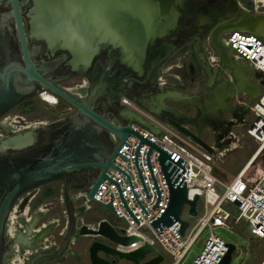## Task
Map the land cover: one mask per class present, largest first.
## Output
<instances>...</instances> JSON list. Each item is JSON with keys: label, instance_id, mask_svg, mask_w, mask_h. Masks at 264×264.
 I'll list each match as a JSON object with an SVG mask.
<instances>
[{"label": "flooded vegetation", "instance_id": "af4514ba", "mask_svg": "<svg viewBox=\"0 0 264 264\" xmlns=\"http://www.w3.org/2000/svg\"><path fill=\"white\" fill-rule=\"evenodd\" d=\"M19 1L31 59L39 63H49L48 69L43 72V76L48 80L59 82L83 94L88 91L90 79L99 66L105 69L108 65L104 74L105 80L112 84L118 82L123 75L126 77L123 94L119 101H116L115 96L110 94L96 103V109L104 112L115 122H127L131 119L128 112L144 116L145 125L135 121L143 127L157 126V121L164 123L168 116L176 117L178 120L185 118L189 120V126L193 130H198L207 142L217 148L223 142L220 140L223 135L230 130L233 124L237 123L234 117L236 119L244 117L252 98L262 88L261 78H256L255 71L241 60L234 58L233 63H222L219 51L208 35L211 27L219 18L239 15L245 11V7L238 0H173L170 11L177 13L176 21L169 26L165 35L155 37L152 43L144 37V22L134 19L136 16H132V12L117 11L111 6L97 8L95 5L92 10L90 8L93 16L103 19L104 24L98 26L106 33L115 37L116 34L112 28L115 26L118 34H123L125 42L133 45L139 44V46L143 44L146 53L163 42H173L177 50L169 58L176 53L180 58L179 62L175 61L170 64L185 71L175 77L182 84L195 83L197 89L192 91L178 89L174 91L172 90L176 88L174 86L166 88L170 81L162 74L161 65L156 64L150 67L145 56L135 71L128 72L130 68L121 64L118 58V48L110 45L98 49L90 64L84 65L82 62L76 64L72 49L59 47L60 45L54 39L57 32L67 31L61 29L62 26H57L52 31V28L42 25L41 2L38 0ZM257 1L261 3L264 0ZM10 8L8 0H0V81L4 78V69H7L11 61L16 62L18 67L25 65L15 21L8 14ZM73 9L76 10L77 6H69V12L73 13ZM141 10L145 9L142 8L139 11ZM51 11L59 13L57 7ZM103 12L111 19H107ZM123 14L127 15L123 16ZM118 17L123 19V24L117 21ZM114 22L118 23V26ZM120 24H122V30H120ZM49 32L55 33L52 36ZM225 35L226 30L221 33L220 41L229 50L225 44ZM68 36V38L72 37ZM198 38L201 40L200 52L196 50ZM229 52L233 56L230 50ZM118 67L121 68V72L117 71ZM207 67L214 75L211 82ZM247 75L249 81L245 78ZM23 79L21 77L18 83L20 86L30 87V92L25 94L19 102L0 112V145L6 138L18 135L29 128H35L37 131L33 144L41 143L46 139L49 131L67 121L74 111V109L66 111L65 102L59 101L58 110L62 112L61 115L55 114L52 118L45 120H31V115L28 113L33 111L31 109L33 107L29 100L33 96L38 98V92L41 90L53 92L37 80L23 83ZM180 91H182V97L175 94ZM215 91L217 94L214 93ZM49 92H46L44 96L47 100H55L54 94H49ZM242 93L246 97L249 96L247 101H244L243 97L238 98V95ZM234 96H237V103L231 105L229 99ZM167 100L171 102L169 105L166 103ZM181 105L184 108L193 106L194 110L193 112L184 111ZM15 108L18 109L13 112ZM224 110H230L232 116L225 118L222 115ZM149 112H153L157 118L150 117ZM206 128L210 129L209 135L214 134L215 142L211 139L208 141L204 136ZM12 150L6 149L4 152ZM4 152L0 149V154ZM97 175V169L88 168L74 175L63 176L58 180L30 187L21 192L8 208L3 220L0 264H136L132 259L121 256L117 251L119 249L116 243L102 234L80 233L81 230H85L82 228L83 225L96 229L97 227L91 224L99 223L104 217L112 225L114 222L107 216H99L95 219L89 217V215H94L92 213L94 205L104 207L89 199L87 195ZM5 189V186L0 184V198ZM94 243H96L95 248L92 249ZM103 245L112 250H105ZM150 257L152 255L145 259ZM165 259L170 263L169 256L163 254L162 261Z\"/></svg>", "mask_w": 264, "mask_h": 264}, {"label": "water", "instance_id": "95a60500", "mask_svg": "<svg viewBox=\"0 0 264 264\" xmlns=\"http://www.w3.org/2000/svg\"><path fill=\"white\" fill-rule=\"evenodd\" d=\"M41 2L40 20H45V27L55 30L57 26L66 23L74 30L71 38L67 33L57 32L55 41L59 47H70L74 52V60L77 64L82 62L88 65L92 57L97 53L98 49L107 46L117 47L119 50V60L121 64L129 67L131 71H135L140 65L142 59L150 67L156 64H164L168 58L176 52V45L169 41L163 42L160 46L150 49L147 53L145 46L142 44L138 48L133 44L125 42L123 34H118L116 27H112L116 36L105 34V31L98 27L87 13L90 8L96 5L97 8L111 6L112 9L124 10L132 12V16L144 22L143 34L146 40L153 42L155 37L163 36L171 24L176 21V12L170 11L173 0H38ZM11 5L8 14L13 17L15 26L21 42L24 66L18 67L17 63L11 61L7 69H4V78L0 81V112L8 108L14 103L19 102L25 94L30 92V87L20 86L19 81L23 77V83H29L37 80L47 86L51 91L65 102L70 103L74 107V111L70 114L67 121L48 132V136L41 143L35 142L37 131L35 128H29L6 138L1 142L0 149H13L9 152L0 154V184L5 186V191L0 198V238L3 220L5 214L15 200V198L24 190L58 180L61 177L74 175L84 169L95 168L98 175L89 188L88 198L104 206L108 211L114 213L111 202L102 203L94 197V193L99 183L106 177V169L113 164L115 155L118 153L122 143L126 141L130 134L136 135L140 143H148L147 160L153 148L159 150L158 156L161 167L164 171L166 180L169 184V201L164 213L153 220L154 227H162L173 222V218H179L184 203H189V213L193 216L197 215L196 204L199 195L194 194L193 198L187 195V187L184 181L179 179L180 174L175 165L168 160L170 154L155 142L150 141L140 130L132 124L138 122L145 125L144 116H137L134 112H128L132 117L127 122H115L96 109V103L100 99H104L106 95L113 94L116 101H119L123 94V87L126 83V77H123L115 83L105 80V69L99 66L94 71L90 79V86L86 93L80 94L63 86L59 82H52L43 76V72L48 69V62H35L31 59V53L28 50L26 34L23 26V16L20 8L19 0H8ZM98 3V4H97ZM77 4V5H76ZM69 6H77L73 13H69ZM57 7L59 13L51 11ZM144 8L145 10L140 9ZM104 13V12H103ZM105 14V13H104ZM127 15V14H123ZM107 19H111L105 14ZM54 19V20H53ZM136 19V20H138ZM264 22V12H249L247 8L242 14L228 15L219 18L211 27L208 35L212 39V43L218 49L220 60L224 64L233 63L234 57L230 54L220 41V35L224 30L231 28H239L246 31L264 35V31L259 29V24ZM259 26V27H258ZM49 31V30H47ZM52 36L55 32H49ZM49 35V36H51ZM51 36V37H52ZM48 38V37H47ZM61 43V44H60ZM84 43V44H83ZM201 40L198 38L196 50L200 52ZM139 49V50H138ZM209 73L210 82L213 81V74ZM121 72V68H117ZM220 76V73H219ZM256 78H261L264 83L263 73L255 71ZM249 81L248 75L245 76ZM176 91V89H172ZM168 92V91H167ZM166 92V93H167ZM182 92V91H180ZM150 117L157 118L153 112L148 113ZM136 121V122H135ZM137 123V124H138ZM189 120L168 116L164 124L179 131L194 142L201 145L209 152H215L212 144L207 142L198 130H193L189 126ZM147 126V125H146ZM153 132H159L158 126H147ZM145 127V128H147ZM150 127V128H149ZM117 138V142L115 140ZM181 164L180 161L177 162ZM188 225L187 219L181 220V232ZM80 233H100L104 237L118 243L128 244L137 239L135 235H125L120 232L107 220L103 219L99 222L96 229L88 228L83 225ZM94 243L92 249L95 248ZM102 246V244H100ZM229 249L223 256L220 264H230L232 252L235 249L233 243H229ZM105 250H109L108 246L103 245ZM112 250V249H110ZM121 256L132 259L136 264H159L163 259V254L158 252L156 255L142 260L141 257L156 251V248L148 243L143 246L131 250H117Z\"/></svg>", "mask_w": 264, "mask_h": 264}, {"label": "built area", "instance_id": "2783aa9c", "mask_svg": "<svg viewBox=\"0 0 264 264\" xmlns=\"http://www.w3.org/2000/svg\"><path fill=\"white\" fill-rule=\"evenodd\" d=\"M259 4L264 5V1L258 2L256 7ZM224 40L234 58L241 60L253 71H261L264 80V37L254 32L231 28L226 30ZM44 91L46 90L38 92V99L56 115H61L58 105L59 101L64 100L53 93L55 100L49 102L43 96ZM64 109L69 111L74 107L65 102ZM252 111L253 119L247 126L246 133L257 143L256 149L240 171L227 183L215 175L213 166L216 155L222 152L220 148L214 147L215 152H209L179 131L158 121L156 125L160 129L159 132L132 124L141 134L170 154L168 160L177 167L179 179L186 184L188 197L193 198L197 193L198 199L202 196L204 202L203 211L200 212L197 200V219L194 223L191 224L190 220L183 216L185 210L189 216H193L189 213L190 205L186 202L179 218H173L169 225L154 227L153 220L164 213L168 206L169 184L158 159L159 150L153 148L148 161L149 144L140 143L136 135L130 134L115 155L113 164L106 169V177L94 193L98 201L111 202L114 208L112 214L117 219L113 226L118 232L137 236L136 240L128 244L115 242L119 250L131 251L148 243L154 246L156 251L146 254L147 256L161 252L169 256V264H180L191 244L208 228L209 234L193 264H220L229 245L213 231L214 227L232 229L234 224L243 218L251 235L264 237V170L253 182L245 178L246 170L259 155L258 152L264 150V83L260 92L253 98ZM115 140L118 141L116 137ZM178 161L181 164H178ZM226 203L235 204L239 210L238 214L233 215L224 206ZM182 219L188 220L184 232L180 230ZM98 224L91 226L97 227Z\"/></svg>", "mask_w": 264, "mask_h": 264}, {"label": "rangeland", "instance_id": "374dc122", "mask_svg": "<svg viewBox=\"0 0 264 264\" xmlns=\"http://www.w3.org/2000/svg\"><path fill=\"white\" fill-rule=\"evenodd\" d=\"M238 2L244 5V7L249 10V12L257 11L261 13L264 11V5L259 4V6L256 7V5L258 4L257 0H238ZM92 9L93 8L91 7V10ZM91 10H89L87 13L89 14ZM41 22L42 25L44 26L45 20L43 21L41 20ZM61 26H62L61 29L62 28L65 29L68 33L69 31L74 32L71 26L66 23L61 24ZM178 57L179 54L176 53L171 58H169L164 64L160 66L162 74L170 81L169 85L166 88L170 86H174L176 87L174 89H178L182 91L196 90L197 86L195 85V83L187 84V85L186 83L182 84L175 77L178 76V74L185 73L184 69L174 66L169 71L166 70L168 64H170L171 62L178 61ZM202 78L203 75L201 76V80ZM244 95H245L244 93L239 94L238 98L243 97L244 101L245 100L247 101L248 100L247 97L249 96L246 97V95L245 96ZM236 100H237V96L231 97L229 99V103L231 105H235V103H237ZM29 103L31 107H33L31 108L33 109V111L31 113H28L29 115H31L30 116L31 120L39 121V120L50 119L55 115V113L51 108H48L43 101H41L35 96H33L29 100ZM166 103L169 105L171 102L167 100ZM252 103H253V98L250 102L248 111L245 113L243 118L236 119L234 117V120H236L237 123L233 124L230 130L223 135V137L220 139L223 142L217 146L220 148V151L222 152L216 155V159L213 166L215 170V175L219 179L224 181V183H227L240 171V169L251 157L253 151L256 149L257 143L252 139L251 136H249L246 133V128L253 119ZM16 109L18 108L13 109L12 111L13 112L17 111ZM182 109L188 112H193L194 110L193 106H186V108L182 106ZM222 115L225 118H229L230 116H232L230 110L222 111ZM209 131L210 129L206 128V132L204 136L208 141H210L211 139V141L215 142V140L213 139V137H215L214 134L213 136L209 135ZM263 170H264V150L259 153L256 159L248 167L245 173V178L253 182V180ZM203 202L204 200L201 196L198 199V207L200 212L203 211ZM224 206L233 215H236L239 212L237 206L233 203H226ZM92 213H94V215L93 214L89 215V217H93L92 219H95L99 216H107L110 220L117 222V219L106 208L101 207L100 205H94L92 209ZM183 216L188 218L191 224L194 223L197 219L196 216H189L186 210L183 212ZM234 225L235 226L232 229H227L221 226H216L213 228V231L216 234H218L220 237H222L226 242L233 243L235 245V249L232 252V258L230 264H260L264 258V237H255L251 235L243 218L240 219V221ZM208 234H209V230L208 228H205L198 236V238L191 244L188 253L186 254V256L184 257V259L180 264H193L194 258L202 249L204 240ZM146 257L147 255L142 256L143 259ZM159 264H169V260L165 259Z\"/></svg>", "mask_w": 264, "mask_h": 264}, {"label": "bare ground", "instance_id": "6f19581e", "mask_svg": "<svg viewBox=\"0 0 264 264\" xmlns=\"http://www.w3.org/2000/svg\"><path fill=\"white\" fill-rule=\"evenodd\" d=\"M90 15H91V18H92V20H94V22H96V24H97V26L98 25H103L104 23V21H103V19H99V17H96V16H93V14H91V13H89ZM89 15V16H90ZM117 19V21H119V23H121L122 22V24H123V19L122 18H120V17H118V18H116ZM116 19H115V21H116ZM134 19H138V17L136 16V18H134ZM102 20V21H101ZM139 20V19H138ZM115 23V22H114ZM122 24H120V30H122ZM115 25L116 26H118V23H115ZM107 26V25H106ZM112 26H113V24H112ZM260 26V27H259ZM259 29L258 30H260V28H261V31L263 32L264 31V22L262 23V24H259ZM99 27V26H98ZM102 27V26H101ZM104 27V26H103ZM115 27V26H114ZM104 30V29H103ZM61 32V31H60ZM63 32V31H62ZM124 33H125V31H123ZM63 33H67V32H63ZM71 33V34H70ZM68 35H70V36H72V34L74 35V32L73 31H70L69 33H67ZM105 34H110V33H106V31H105ZM112 35V34H111ZM135 46H137L138 48L140 47L139 46V44L138 45H135ZM139 50V49H138ZM237 75H238V73H237ZM241 79V78H240ZM241 81V80H240ZM245 86V85H244ZM220 87V86H219ZM218 90V89H217ZM214 91V90H213ZM46 92H49V91H44L43 92V96H44V94L46 93ZM221 92V91H220ZM51 92H49V94H50ZM215 94H217L216 93V91L214 92ZM51 94H53V93H51ZM175 94H178V96L179 97H182L183 95H182V93L181 92H178V93H176L175 92ZM213 95V94H212ZM55 96V95H54ZM45 97V96H44ZM46 98V97H45ZM46 100H47V98H46ZM47 101H49V102H51L50 100H47ZM54 101V100H53ZM256 153V152H255ZM259 154V153H258ZM257 154V155H258ZM256 154H255V156H257ZM260 264H264V258H263V260L261 261V263Z\"/></svg>", "mask_w": 264, "mask_h": 264}, {"label": "crops", "instance_id": "0c3cea01", "mask_svg": "<svg viewBox=\"0 0 264 264\" xmlns=\"http://www.w3.org/2000/svg\"><path fill=\"white\" fill-rule=\"evenodd\" d=\"M243 6H244V5H243ZM262 37H264V35H262ZM179 58H180V57H178V61H179ZM173 67H174V64H168L167 67H166V70L169 71V70L172 69ZM175 75H176V74H175ZM262 151H263V150H262Z\"/></svg>", "mask_w": 264, "mask_h": 264}, {"label": "trees", "instance_id": "16d2710c", "mask_svg": "<svg viewBox=\"0 0 264 264\" xmlns=\"http://www.w3.org/2000/svg\"><path fill=\"white\" fill-rule=\"evenodd\" d=\"M255 160V159H254Z\"/></svg>", "mask_w": 264, "mask_h": 264}]
</instances>
